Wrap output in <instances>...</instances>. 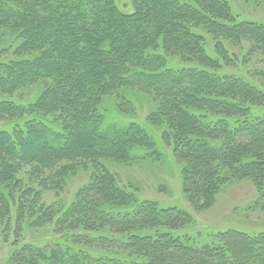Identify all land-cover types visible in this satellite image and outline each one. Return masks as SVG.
Masks as SVG:
<instances>
[{
	"label": "trees",
	"instance_id": "16d2710c",
	"mask_svg": "<svg viewBox=\"0 0 264 264\" xmlns=\"http://www.w3.org/2000/svg\"><path fill=\"white\" fill-rule=\"evenodd\" d=\"M230 1L0 0L6 264H264V231L194 235V216L107 166L174 163L197 212L251 181L249 208L264 213V84L246 68L264 62V21ZM37 83L36 100L13 98ZM108 103L149 111L128 121ZM81 170L90 180L69 203L45 200ZM42 229L46 239H26Z\"/></svg>",
	"mask_w": 264,
	"mask_h": 264
},
{
	"label": "rangeland",
	"instance_id": "374dc122",
	"mask_svg": "<svg viewBox=\"0 0 264 264\" xmlns=\"http://www.w3.org/2000/svg\"><path fill=\"white\" fill-rule=\"evenodd\" d=\"M120 7L129 9L128 0H118ZM233 13L236 16H241L247 19L264 21V6L255 4L252 0H231ZM172 64H179L180 66L188 65V63L181 60L180 57H173ZM260 61V60H259ZM255 60L251 64H247L246 68L250 69V74L255 81L264 84V80L258 77V72L264 70V62ZM42 83H37L26 90L16 92L13 96L15 100L24 102H32L36 100L38 93L42 87ZM2 98H7V95ZM1 99V97H0ZM118 119H128L133 121L137 119L146 118L149 111V105H137L136 110L132 113H122L114 108L111 104H107ZM138 118H135V117ZM7 123H0V126ZM111 171L116 173L123 182L129 180L135 181L140 185V192L142 197L157 200L163 204L177 206L184 211L194 216L196 224L193 231L197 235H209L211 232L222 231L226 229H237L249 234H258L264 231V213L259 209L249 208L258 196L257 189L251 181H240L228 184L223 187L222 192L217 197V203L212 208L203 212H197L186 200L182 180L179 170L173 163V166H164L157 164H139L132 167L121 166L119 164L108 163L107 165ZM91 171L81 170L76 175L71 177L64 189L60 193H48L45 195L47 202L61 201L69 203L76 195L78 190L86 185L90 180ZM46 230L28 231L25 235L29 241H42L46 239L43 237ZM206 239L203 241H207ZM191 245V244H190ZM12 246V240L7 241L3 239L0 233V264H6Z\"/></svg>",
	"mask_w": 264,
	"mask_h": 264
}]
</instances>
